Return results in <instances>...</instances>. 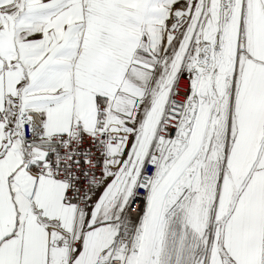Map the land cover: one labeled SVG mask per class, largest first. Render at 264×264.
Returning a JSON list of instances; mask_svg holds the SVG:
<instances>
[{
    "label": "snow or ice",
    "instance_id": "1",
    "mask_svg": "<svg viewBox=\"0 0 264 264\" xmlns=\"http://www.w3.org/2000/svg\"><path fill=\"white\" fill-rule=\"evenodd\" d=\"M0 264H264V0H0Z\"/></svg>",
    "mask_w": 264,
    "mask_h": 264
}]
</instances>
